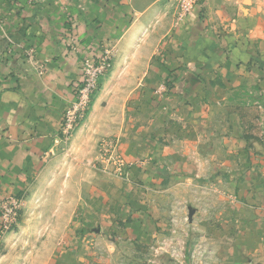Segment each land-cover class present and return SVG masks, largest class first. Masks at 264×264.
I'll return each instance as SVG.
<instances>
[{
  "label": "rangeland",
  "instance_id": "374dc122",
  "mask_svg": "<svg viewBox=\"0 0 264 264\" xmlns=\"http://www.w3.org/2000/svg\"><path fill=\"white\" fill-rule=\"evenodd\" d=\"M183 1L164 0L169 15L160 22L141 20L138 41L117 33L128 21L64 28L59 50L74 57L80 80L87 65L105 69L89 112L57 154L70 153L66 171L13 196L19 216L0 234V264H264V98L255 87L228 91L221 106L213 70L183 73L173 36ZM200 5L227 35L243 21L252 30L264 26V0ZM146 6L138 0L139 13ZM84 30L93 40L83 39ZM89 169L139 187L131 190L137 209L127 227L124 220L93 224L101 210ZM135 199L147 208L141 221Z\"/></svg>",
  "mask_w": 264,
  "mask_h": 264
},
{
  "label": "crops",
  "instance_id": "0c3cea01",
  "mask_svg": "<svg viewBox=\"0 0 264 264\" xmlns=\"http://www.w3.org/2000/svg\"><path fill=\"white\" fill-rule=\"evenodd\" d=\"M44 1L0 0V201L22 196L31 184L55 182L69 164L70 153L57 154L64 150L63 114L74 99L75 83L79 82L81 72L77 70L74 57L60 53L64 28L70 31L84 23L83 26L104 25L114 29L115 25L128 21L131 27H123L122 32L117 33L122 40L138 41L141 20L147 19L149 23L151 18L154 22L156 16L160 22L169 15L167 6L162 5L164 0H146L142 14L137 10L138 0ZM205 14L203 7H195L173 33L178 55L184 57L180 59L183 73L213 70L215 99L221 106L228 91L235 94L238 90L255 87L264 98V26H255L252 30L244 26L247 21H243L239 27L231 28L233 34L227 35L211 24ZM91 31L83 32V39L88 42L93 40ZM186 84L181 86L190 88ZM202 99L205 97L200 101ZM200 113L207 118L211 116L203 109ZM84 128L80 129L79 137ZM125 150L124 158L134 160V151ZM75 171L78 175L75 180L81 186L83 168ZM90 171L93 193L100 199L96 209L101 210L92 214L93 224L118 226L117 221L124 220L126 226L129 220H125L130 214L136 218V213L130 212L131 208L137 209L130 196L132 188L139 187L106 173ZM116 183L124 187L115 189ZM135 200L140 203L139 199ZM138 209L144 212L140 221L148 217L147 208H142L141 203ZM79 215L72 220L75 227Z\"/></svg>",
  "mask_w": 264,
  "mask_h": 264
},
{
  "label": "built area",
  "instance_id": "2783aa9c",
  "mask_svg": "<svg viewBox=\"0 0 264 264\" xmlns=\"http://www.w3.org/2000/svg\"><path fill=\"white\" fill-rule=\"evenodd\" d=\"M198 6H201L200 0H184L182 14L179 17L180 22L184 21L195 7ZM104 66L105 64H101L95 70L90 68L89 65H87V68H83L84 78L75 84L74 100L63 114L64 119L61 125V131L64 142L71 139L73 133L78 129L89 112L99 88V82L105 69ZM19 205L18 198L13 196L5 198L0 202L1 234L17 225L20 210Z\"/></svg>",
  "mask_w": 264,
  "mask_h": 264
}]
</instances>
